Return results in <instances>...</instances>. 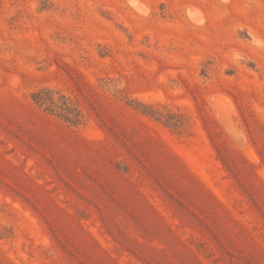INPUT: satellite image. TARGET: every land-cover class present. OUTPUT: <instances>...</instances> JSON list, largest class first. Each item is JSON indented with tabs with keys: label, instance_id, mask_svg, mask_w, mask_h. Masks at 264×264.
<instances>
[{
	"label": "rangeland",
	"instance_id": "rangeland-1",
	"mask_svg": "<svg viewBox=\"0 0 264 264\" xmlns=\"http://www.w3.org/2000/svg\"><path fill=\"white\" fill-rule=\"evenodd\" d=\"M0 264H264V0H0Z\"/></svg>",
	"mask_w": 264,
	"mask_h": 264
},
{
	"label": "trees",
	"instance_id": "trees-1",
	"mask_svg": "<svg viewBox=\"0 0 264 264\" xmlns=\"http://www.w3.org/2000/svg\"><path fill=\"white\" fill-rule=\"evenodd\" d=\"M46 91H47L46 89H40V90H38L36 92H33L31 94V98L38 105L45 106V109H49L46 106H48V104H54V100H53V98H50L47 95ZM65 119L68 120L67 118H65ZM68 121H70V120H68ZM70 122L75 123L73 121H70Z\"/></svg>",
	"mask_w": 264,
	"mask_h": 264
}]
</instances>
